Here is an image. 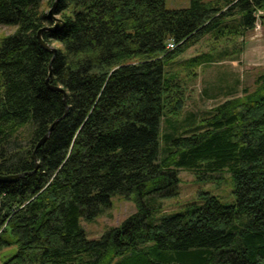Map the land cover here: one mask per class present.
Segmentation results:
<instances>
[{"label":"trees","instance_id":"trees-1","mask_svg":"<svg viewBox=\"0 0 264 264\" xmlns=\"http://www.w3.org/2000/svg\"><path fill=\"white\" fill-rule=\"evenodd\" d=\"M44 2L0 0V25L16 26L0 38V174L27 172L0 182V264H264V73L198 121L179 119L185 79L239 57L264 0H59L64 25L42 32L59 44L53 59L36 36L52 24ZM206 36L210 48L181 61L184 75L171 68ZM51 59L48 84L64 92L46 83ZM179 168H225L235 202L202 192L155 220L144 198L177 195ZM115 194L136 210L86 237L80 218Z\"/></svg>","mask_w":264,"mask_h":264},{"label":"rangeland","instance_id":"rangeland-1","mask_svg":"<svg viewBox=\"0 0 264 264\" xmlns=\"http://www.w3.org/2000/svg\"><path fill=\"white\" fill-rule=\"evenodd\" d=\"M47 1L49 0H45L42 5L43 10L46 12L52 4L47 3ZM165 5L167 8L186 7L189 5V0H165ZM261 20L262 26L256 38L262 35L264 40V16ZM15 30L16 26L0 25V38L13 33ZM252 32L254 33L252 30L249 34ZM51 44L55 47L59 45L56 42H52ZM210 44V37L206 36L202 38L197 44L174 58L172 60L173 63H171V68L180 70V74L184 75L187 70L183 68L184 66L182 67L183 64H181V61L197 53L207 51L210 48ZM219 44L221 45L223 43L220 42ZM258 49L259 52H257L259 55L253 58L250 57L249 60H244L243 57L240 58L241 52L236 59L228 58L195 68L194 70L197 72V75L191 80L185 79L187 82L186 99L179 119H183L192 113L196 117L195 120L198 121L200 117H203L204 112L211 110L212 107L223 102L227 94L235 93L231 92L230 90L232 89L230 88L236 87V72L238 76L242 74V82L237 79V82L239 81L241 83L240 86L252 87V79H255L258 74L264 73V51H262L263 49L261 47H258ZM261 54L262 56H260ZM240 65L242 66L240 67ZM240 93L241 90L235 94ZM161 126L162 128L166 126L164 120ZM31 130L32 125L30 123H27L19 129L18 136L21 139V144L28 140L31 135ZM161 130L163 131V129ZM178 176L179 184L177 195L171 197L151 195L144 198V203L153 211L152 217L155 220H158L164 214L171 215L182 212L189 203H200L202 201L200 199L202 192L217 196L223 204L228 205L235 202L233 179L231 173L225 168L205 174L196 173L187 168H179ZM110 201L111 204L103 207L96 217L92 219L80 218L79 223L86 237L100 238L107 230L121 223L129 214L136 210V203L132 198L126 199L119 194H115L111 196ZM2 251L0 250V258Z\"/></svg>","mask_w":264,"mask_h":264},{"label":"water","instance_id":"water-1","mask_svg":"<svg viewBox=\"0 0 264 264\" xmlns=\"http://www.w3.org/2000/svg\"><path fill=\"white\" fill-rule=\"evenodd\" d=\"M58 1L59 0H53L50 9L46 12L47 18L52 21V24L51 25H44L41 28H39L37 30V32H36V36H37V40H38L39 44L44 49H46L47 51L52 53V59H53V57H54V55H55V53L57 51V48L55 46H53L51 43H49V42H47V41H45L43 39L42 32L45 31V30L56 31V30L61 29L62 26L64 25L63 19L60 18L58 16V14L56 13V7H57V4H58ZM52 59H51V61L49 63L48 76H47V79H46V83L51 89L60 90V91L64 92L62 87L48 84V82H50L52 80V73H51V62H52ZM59 119L60 118H56L51 123L50 127L48 128L47 133L42 138L39 139V141L36 143L35 148L39 147L40 144L42 142H44V140L46 139L48 133L55 127V125L59 121ZM25 173H27V172H21V173H18V174H0V182H13V181L17 180L19 177L23 176Z\"/></svg>","mask_w":264,"mask_h":264},{"label":"crops","instance_id":"crops-1","mask_svg":"<svg viewBox=\"0 0 264 264\" xmlns=\"http://www.w3.org/2000/svg\"><path fill=\"white\" fill-rule=\"evenodd\" d=\"M262 19V18H261ZM259 34V33H258ZM258 34L255 33H248L245 36V40H244V49L242 50V54L240 55V58L243 57L244 60H249L250 57H257L259 55V49L258 47H261V49H263L262 51H264V40H263V36L260 35L258 38H256V36H258ZM258 51V52H257ZM263 54V53H262ZM262 54L260 56H262ZM241 61V59H240ZM243 63H245V61H243ZM242 65H240L241 67ZM236 79H235V86L236 87H231L230 90L231 92H239V90H241L242 86L241 83H239V81L237 82V79L240 80V82H242V74H240L238 76L237 72H236ZM252 79V83H253ZM239 84V85H238ZM244 86V85H243ZM234 88V89H233ZM236 90V91H235Z\"/></svg>","mask_w":264,"mask_h":264},{"label":"built area","instance_id":"built-area-1","mask_svg":"<svg viewBox=\"0 0 264 264\" xmlns=\"http://www.w3.org/2000/svg\"><path fill=\"white\" fill-rule=\"evenodd\" d=\"M261 26H262V20H261V17L259 16V13L256 15V20H255V22H254V26H253V31H254V33L255 34H258L259 33V31H260V29H261ZM174 43L172 42V41H170V42H168V44H167V47L169 48V49H172V48H174Z\"/></svg>","mask_w":264,"mask_h":264}]
</instances>
